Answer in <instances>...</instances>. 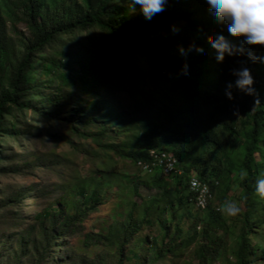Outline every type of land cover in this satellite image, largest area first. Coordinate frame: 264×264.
Masks as SVG:
<instances>
[{
  "label": "trees",
  "instance_id": "obj_1",
  "mask_svg": "<svg viewBox=\"0 0 264 264\" xmlns=\"http://www.w3.org/2000/svg\"><path fill=\"white\" fill-rule=\"evenodd\" d=\"M137 7L131 0H0V136L17 135L16 121L4 124L5 117L28 108L65 124L55 135L83 154V164L104 158L87 172L78 164L57 186L59 198L36 211L33 222L17 226L18 215L12 217L19 249L4 263L264 264V197L255 191L264 176V63L246 52L215 59L207 41L228 34L204 0H166L150 20ZM192 38L204 55H181L178 46L188 50ZM241 66L255 93L233 87L228 98L226 82ZM33 71L40 76L35 82ZM73 136L90 139L92 147ZM126 162L138 168L128 178ZM193 176L209 187L205 206L199 189L190 187ZM231 189L237 190L228 198ZM18 200L0 197V210ZM227 201L238 211H224ZM106 202V230L84 232L87 215ZM72 234L108 254H74L71 244L62 260L55 257L57 243Z\"/></svg>",
  "mask_w": 264,
  "mask_h": 264
},
{
  "label": "rangeland",
  "instance_id": "obj_2",
  "mask_svg": "<svg viewBox=\"0 0 264 264\" xmlns=\"http://www.w3.org/2000/svg\"><path fill=\"white\" fill-rule=\"evenodd\" d=\"M134 11L137 14L141 12L139 5ZM9 25L7 22L8 27ZM17 28L19 31L28 34L25 23L19 22ZM180 30L187 32L182 28ZM8 32L14 33L12 30ZM14 37L16 36L14 35ZM200 44L196 38L190 39L186 44L188 48L186 54L195 52L190 46L200 47ZM144 65L147 67V62H144ZM31 74V78H33L31 82H35L40 77L35 71ZM116 96L119 102L126 103L128 101L122 92L116 93ZM13 120L19 127V133L16 135L10 130L3 132L4 135L0 136V197L15 194L19 200L16 204L8 205L5 210H0V264H6L4 262L10 258L9 254L19 249V235L14 233L15 227L11 223L14 222L12 217L18 215L17 226L18 224L25 226L27 223L33 222L34 213L61 194V191L56 189L57 186L73 174L72 172L74 168L79 166L78 164L84 165L81 170L87 172L93 160H104V158L101 160L98 157L88 158L85 160L86 164H83V154L74 152L71 144L55 135L66 131L65 124L60 120L55 122L48 120L38 112L28 108H15L11 114L6 115L4 124ZM52 134L54 135L52 136ZM73 141L80 142L87 148H91L93 145L90 139L81 142L80 139L73 136ZM100 155L99 153L97 156ZM126 163L127 166L123 167V172L128 178L135 174L138 168L134 164ZM13 168L18 170L13 171ZM112 190H115V187ZM236 190H229L228 198L234 195ZM142 192L145 193L143 190ZM108 209L109 204L106 202L100 204L98 210L90 212L84 221V232L90 230L105 231L106 225L110 222L108 221L110 220ZM182 225L183 229L186 230L189 221H184ZM143 233L148 234V229H145ZM80 239L81 237L72 234L67 240L57 243L55 257L62 260L63 251L70 252L72 250L71 244L74 254L94 256L98 252L107 253L102 245L84 247ZM191 248L185 250L184 256L189 254ZM52 252L54 251H50V253ZM194 261L196 262V260Z\"/></svg>",
  "mask_w": 264,
  "mask_h": 264
},
{
  "label": "clouds",
  "instance_id": "obj_3",
  "mask_svg": "<svg viewBox=\"0 0 264 264\" xmlns=\"http://www.w3.org/2000/svg\"><path fill=\"white\" fill-rule=\"evenodd\" d=\"M210 12L211 19L226 25L227 36L218 32L207 41L208 46L214 50L215 59L223 61L225 54L247 56L256 62L264 63V0H204ZM133 5H139L140 11L146 19H151L155 14L163 11L166 0H131ZM173 32L178 31L176 25L171 26ZM228 37H240L233 42ZM244 45L250 48H245ZM199 55L205 53L199 47L190 46ZM178 50L181 55H186V49L180 45ZM181 71L188 74L187 63L182 64ZM235 76L234 81H227L225 95L232 97L231 89L236 87L245 94H254L253 77L245 66L231 70ZM255 191L264 197V176L256 180ZM223 210L235 213L238 207L234 202L227 201Z\"/></svg>",
  "mask_w": 264,
  "mask_h": 264
},
{
  "label": "built area",
  "instance_id": "obj_4",
  "mask_svg": "<svg viewBox=\"0 0 264 264\" xmlns=\"http://www.w3.org/2000/svg\"><path fill=\"white\" fill-rule=\"evenodd\" d=\"M155 152H157L155 149L151 150V154H155ZM157 154L161 156V159H164V158L170 159V157H171V155H169V153H166V152L161 153V154L157 152ZM174 161H175L174 158H173V161H168V165H167V167H165V171H168L171 166L173 167ZM139 166L140 167L144 166L147 168V165L144 163L139 162ZM190 183H191V186H190L191 189H196V190L199 189V193H198L199 203L202 206H205V201H206L205 197H206V195H210L209 187L206 184H203L202 181L200 179H198L196 176L191 177Z\"/></svg>",
  "mask_w": 264,
  "mask_h": 264
}]
</instances>
